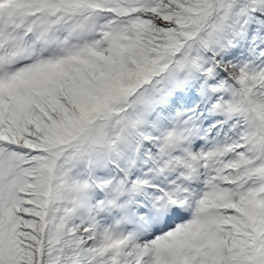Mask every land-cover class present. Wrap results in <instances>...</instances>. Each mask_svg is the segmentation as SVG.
Returning a JSON list of instances; mask_svg holds the SVG:
<instances>
[{
	"label": "snow or ice",
	"instance_id": "1",
	"mask_svg": "<svg viewBox=\"0 0 264 264\" xmlns=\"http://www.w3.org/2000/svg\"><path fill=\"white\" fill-rule=\"evenodd\" d=\"M0 264H264V0H0Z\"/></svg>",
	"mask_w": 264,
	"mask_h": 264
}]
</instances>
